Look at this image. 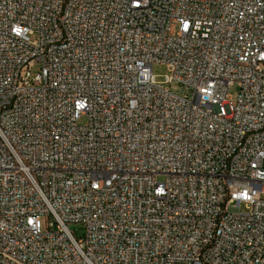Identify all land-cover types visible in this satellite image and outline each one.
Segmentation results:
<instances>
[{
  "label": "built area",
  "instance_id": "1",
  "mask_svg": "<svg viewBox=\"0 0 264 264\" xmlns=\"http://www.w3.org/2000/svg\"><path fill=\"white\" fill-rule=\"evenodd\" d=\"M0 264H264V0H0Z\"/></svg>",
  "mask_w": 264,
  "mask_h": 264
},
{
  "label": "rangeland",
  "instance_id": "2",
  "mask_svg": "<svg viewBox=\"0 0 264 264\" xmlns=\"http://www.w3.org/2000/svg\"><path fill=\"white\" fill-rule=\"evenodd\" d=\"M152 70H153V74L156 76V78H157L158 81H162L164 79V75H166L168 73V70H167L166 65L159 64V63L154 64L153 67H152ZM34 72H35V70H34ZM170 89L172 91H178V92H180L179 85H177L176 83H173L170 86ZM238 94H239V88H238V86L237 85L231 86L230 89H229V96L232 98V100L234 102L237 100ZM86 121H87L86 118L83 117L81 119V121H80V124L83 125V124L86 123ZM158 181H160V182L164 181V177L159 176L158 177ZM46 221H47L46 217H42L41 222H42V225L43 226H45ZM71 230L75 233V235L77 237H80L82 235V233H83V231L81 229H79V227L76 226V225H72L71 226Z\"/></svg>",
  "mask_w": 264,
  "mask_h": 264
}]
</instances>
